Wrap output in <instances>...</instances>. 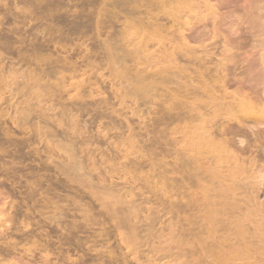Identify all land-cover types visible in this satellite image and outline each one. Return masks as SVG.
<instances>
[{
	"label": "rangeland",
	"instance_id": "obj_1",
	"mask_svg": "<svg viewBox=\"0 0 264 264\" xmlns=\"http://www.w3.org/2000/svg\"><path fill=\"white\" fill-rule=\"evenodd\" d=\"M54 1L0 0V264H189L192 252L179 254L177 244L204 229L195 210L199 181L224 179L233 166L221 163L211 175L185 158L174 160L176 112L158 105L162 91L153 80H142L154 49L139 56L140 65L126 57L132 49L127 42L138 39L128 28L134 4ZM219 1L225 10H217L218 19L227 21L221 31L231 20L246 21L247 0ZM204 24L206 31L212 28ZM245 26L238 32L244 34ZM193 28L203 30L202 24ZM208 44L191 47L213 51ZM184 102L197 103L192 96ZM198 112L205 121L212 116L208 109ZM181 168L191 174L189 181L179 180ZM231 177L242 184L251 175ZM261 188L258 202L264 205ZM237 207L246 208L242 202ZM250 227L242 232L245 255L255 258ZM227 233L233 231L220 232Z\"/></svg>",
	"mask_w": 264,
	"mask_h": 264
},
{
	"label": "bare ground",
	"instance_id": "obj_2",
	"mask_svg": "<svg viewBox=\"0 0 264 264\" xmlns=\"http://www.w3.org/2000/svg\"><path fill=\"white\" fill-rule=\"evenodd\" d=\"M126 1L134 4L128 10L130 16L134 17L128 28L138 36L137 40L127 42L128 48L132 49L127 51L126 57L132 64L140 65L139 56L154 49L153 53H149L151 61L146 60L147 67L142 80H153L152 87L162 91L160 97L163 100L156 105L166 106L168 113L176 112L174 118L180 126L173 135H180V138L174 140L178 153L174 160L182 162L185 158L203 173L211 175L216 174V166L221 163L230 164L234 169L224 179L203 178L206 181L204 184L199 181L197 189L201 198L195 210L201 214L200 221L204 224L201 235L203 233L205 238L201 239L200 235L178 243V253L192 252L189 264H235L236 261H240V264H264V205L258 202L259 192L264 186V171L261 169L264 167V0H247L244 9L248 12L246 21L238 23L241 18L237 19L238 24H234L231 20L226 32L220 30V23L227 21L225 18L218 19L217 14L219 8L224 9L222 6L225 1ZM184 18L186 20L182 21ZM191 21L195 24L183 31L182 27H188ZM205 21L212 26L208 31L205 30ZM197 24H202L203 30L193 28ZM240 25H246L244 34L238 32ZM171 38H177V43L170 44ZM205 40L209 42L207 47H212L213 51L208 49L197 53L191 47L192 43L202 44ZM168 49L171 51L168 52ZM180 62H185L187 66L180 65ZM187 77L192 82L189 86L186 85L189 81L184 80ZM172 83L174 88L169 87ZM189 96L197 102L194 106L184 102ZM198 102H202L203 107ZM201 108L208 109L212 115L209 120H202L198 112ZM194 121L200 124L192 128L191 123ZM191 129L195 137L190 135ZM207 163L215 167L205 166ZM178 173L181 182L189 181L191 174L187 169L181 168ZM238 173L251 177L247 183L240 184L231 177ZM241 202L246 208L237 207ZM185 205L188 207L192 203L187 202ZM229 216H237L239 220L235 223L222 220V217ZM186 221L191 223L188 219ZM195 224L198 225L197 222ZM230 225L235 227L231 228ZM250 226L255 228V233L250 236L253 239L251 244L256 245L258 253L255 258L245 255L249 246L245 244L242 232ZM1 228L0 234L4 230ZM222 230L233 233L224 236L220 234ZM10 232L13 233L12 230Z\"/></svg>",
	"mask_w": 264,
	"mask_h": 264
}]
</instances>
